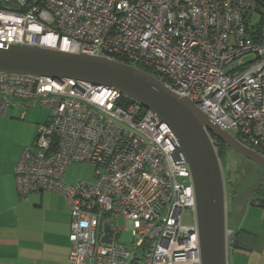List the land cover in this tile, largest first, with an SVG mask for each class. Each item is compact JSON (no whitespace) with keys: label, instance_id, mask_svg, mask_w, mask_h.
Wrapping results in <instances>:
<instances>
[{"label":"built area","instance_id":"built-area-1","mask_svg":"<svg viewBox=\"0 0 264 264\" xmlns=\"http://www.w3.org/2000/svg\"><path fill=\"white\" fill-rule=\"evenodd\" d=\"M0 43L107 58L191 101L216 87L196 107L264 157V0H0ZM36 107L50 114L20 157L17 190L65 199L70 261L201 264L196 225L183 222L195 213L191 173L172 162L166 123L110 86L0 73L1 118ZM72 163L95 167L96 181L66 183ZM118 217L131 244L108 222ZM227 239L234 249L237 231Z\"/></svg>","mask_w":264,"mask_h":264},{"label":"water","instance_id":"water-1","mask_svg":"<svg viewBox=\"0 0 264 264\" xmlns=\"http://www.w3.org/2000/svg\"><path fill=\"white\" fill-rule=\"evenodd\" d=\"M0 73L53 79H76L110 86L152 111L166 123L179 146L169 153L176 165L186 164L195 194L196 228L201 264H228L226 187L223 168L213 138L264 169V157L244 146L195 103L209 99L216 87L200 101L180 96L149 74L107 58L0 43ZM103 242L112 230L105 226ZM257 237L237 231L235 248L252 252Z\"/></svg>","mask_w":264,"mask_h":264},{"label":"crops","instance_id":"crops-1","mask_svg":"<svg viewBox=\"0 0 264 264\" xmlns=\"http://www.w3.org/2000/svg\"><path fill=\"white\" fill-rule=\"evenodd\" d=\"M30 110L24 119L23 110H10L0 118V264H81L69 259L71 219L65 199L54 193L46 197V192L26 199L18 194L16 167L23 151L32 147L41 125L27 122ZM234 231L257 237L252 253L264 248L258 234ZM235 250L229 248L228 255Z\"/></svg>","mask_w":264,"mask_h":264},{"label":"rangeland","instance_id":"rangeland-1","mask_svg":"<svg viewBox=\"0 0 264 264\" xmlns=\"http://www.w3.org/2000/svg\"><path fill=\"white\" fill-rule=\"evenodd\" d=\"M49 114L50 112L47 109L41 107L31 108L27 122L42 124L48 120ZM219 157L226 182L227 225L234 230L258 234L262 237L263 245L264 197L257 196L256 193L260 188L264 190V170L227 148ZM95 173L96 168L91 165L72 163L68 167L65 181L71 185L76 184L78 181L91 183L96 181ZM45 196L55 195L46 192ZM236 212L240 213L239 219ZM108 222L115 231H119V241L126 244L133 242L130 224L123 217ZM183 222L186 226L196 225L195 213L186 212L183 215ZM228 257L230 264H264V248L260 247L254 253L242 252L236 249L235 253L230 252ZM250 259L251 262H249Z\"/></svg>","mask_w":264,"mask_h":264},{"label":"trees","instance_id":"trees-1","mask_svg":"<svg viewBox=\"0 0 264 264\" xmlns=\"http://www.w3.org/2000/svg\"><path fill=\"white\" fill-rule=\"evenodd\" d=\"M125 104H128L129 102H131V100H129V99H124V101H123ZM217 149H218V153H219V155H221L222 153H223V151L226 149V148H228L226 145H224L222 142H220V141H217ZM256 195L257 196H262V197H264V190H263V188H260L259 189V191H257V193H256Z\"/></svg>","mask_w":264,"mask_h":264},{"label":"flooded vegetation","instance_id":"flooded-vegetation-1","mask_svg":"<svg viewBox=\"0 0 264 264\" xmlns=\"http://www.w3.org/2000/svg\"><path fill=\"white\" fill-rule=\"evenodd\" d=\"M227 149H229V150H231L230 148H227ZM250 161V160H249ZM263 169V168H262ZM264 170V169H263ZM234 249H236V248H234Z\"/></svg>","mask_w":264,"mask_h":264}]
</instances>
